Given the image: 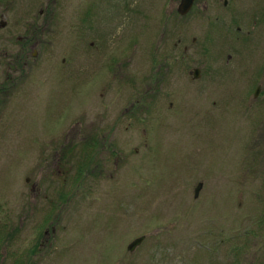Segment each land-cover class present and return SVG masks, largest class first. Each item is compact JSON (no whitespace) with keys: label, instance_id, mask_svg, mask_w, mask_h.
I'll list each match as a JSON object with an SVG mask.
<instances>
[{"label":"rangeland","instance_id":"374dc122","mask_svg":"<svg viewBox=\"0 0 264 264\" xmlns=\"http://www.w3.org/2000/svg\"><path fill=\"white\" fill-rule=\"evenodd\" d=\"M82 1L59 0L53 49L25 78L37 92L17 91L0 111L16 113L0 161L10 182L28 178L10 218L9 264H263L262 169L226 163L220 129L230 127L203 106L206 82L231 64L224 38L216 51L211 41L227 18L223 0H196L184 18L179 0H84V33L68 25ZM67 39L69 71L55 74ZM110 53L124 56L117 87L103 85ZM134 93L148 103L134 105Z\"/></svg>","mask_w":264,"mask_h":264},{"label":"flooded vegetation","instance_id":"af4514ba","mask_svg":"<svg viewBox=\"0 0 264 264\" xmlns=\"http://www.w3.org/2000/svg\"><path fill=\"white\" fill-rule=\"evenodd\" d=\"M58 5L59 0H0V71L5 69L0 80V111L5 110L17 91H23L24 95L26 90L33 89L29 83H26L25 78L39 74L38 67L42 56L53 49L54 42H48L46 35L50 39L53 37L52 41L56 39L57 31L54 30L53 24L59 20ZM74 5L75 7L70 8L72 17L68 20V25L71 27L73 24L81 25L84 33L85 26L88 25L89 8L84 0ZM223 6L228 9L226 21L219 24L214 22L211 41L215 50V46L218 49V44L224 38L223 56L227 58L226 63L231 64L226 66L224 72H215L216 77L212 78V82H206L209 88L204 89L209 91L210 97L206 98L208 102L203 104L204 112L212 116L215 121H222L221 127L226 124L230 127L229 132L220 129L222 133L228 134L225 136L228 138L227 153H224L227 158L226 163L227 161L234 163L232 167L235 163H240L241 167L248 166L249 169L253 167L252 170L262 169L261 174L264 176V0H247L244 5L243 0H223ZM191 8L186 14L179 16L186 17L190 14ZM195 40L196 37L193 38V41ZM54 47L57 50V46ZM68 47V39L62 46L60 45L65 54L57 60L59 66L55 74L62 72L63 69L69 71L71 55L67 51ZM123 58L124 56L117 53L105 56L101 63L102 72L105 73L103 85L110 84L109 87H112L111 85L114 84V87H117L115 84H118L112 80L121 79L119 69ZM154 68H159V65L153 64L152 69L155 70ZM195 70L199 71V77L201 69L195 68L192 71L193 78L196 79L198 77L194 76ZM127 79L131 82L133 76ZM25 85L29 86L25 87ZM35 85L36 83H33L31 86ZM134 85L138 86L137 83ZM139 86L138 88H141V83ZM145 86L146 90H151L152 93L155 90L149 84ZM34 89L37 92V89ZM109 89L114 96V91ZM137 96L138 93H134L131 97L133 101L135 100L132 102L134 105H142L141 102L148 103ZM18 108L19 105L15 103L10 111L14 112ZM15 116L16 113H0V159H3V154L7 152L9 121ZM72 133V130L68 129L66 135L70 136ZM222 133L220 136H224ZM105 137L106 134L103 138ZM13 179L17 181L16 184L10 182L8 164L0 161V264H9L7 234L10 229V218L17 210L22 209L20 204L14 202L21 201L24 196L23 185L28 181V178H24V174L19 172ZM15 190L17 193L13 194ZM260 199L263 201L261 206L263 209L254 223L263 229L259 234V242L263 245L264 195ZM17 205L18 209H15ZM237 220L241 221L240 218ZM238 249L242 251L244 248L239 246ZM260 262L264 264V257Z\"/></svg>","mask_w":264,"mask_h":264},{"label":"water","instance_id":"95a60500","mask_svg":"<svg viewBox=\"0 0 264 264\" xmlns=\"http://www.w3.org/2000/svg\"><path fill=\"white\" fill-rule=\"evenodd\" d=\"M194 0H180L178 6H177V12H179L180 14H185L188 12V10L190 9V7L192 6ZM198 70H195V77H198ZM201 186V185H199ZM199 189L198 187L196 188V194L198 193ZM144 236H140L135 238L133 241H131L128 246L127 249L129 251H133L143 240H144Z\"/></svg>","mask_w":264,"mask_h":264}]
</instances>
